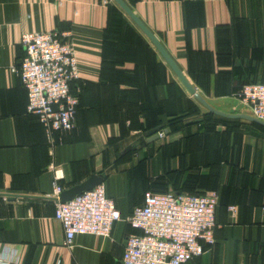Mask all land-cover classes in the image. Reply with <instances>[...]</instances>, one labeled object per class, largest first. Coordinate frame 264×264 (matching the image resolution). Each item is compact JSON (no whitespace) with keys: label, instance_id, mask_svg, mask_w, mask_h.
<instances>
[{"label":"crops","instance_id":"obj_1","mask_svg":"<svg viewBox=\"0 0 264 264\" xmlns=\"http://www.w3.org/2000/svg\"><path fill=\"white\" fill-rule=\"evenodd\" d=\"M124 2L210 105L249 115L234 91L264 83V0ZM54 30L71 34L80 100L77 128L51 144L13 68L24 33ZM207 114L114 0H0V253L10 248L21 264H122L139 233L126 220L147 192H218L215 244L187 264H264V127L217 115L190 123ZM104 172L123 220L111 237L77 235L68 248L47 199L55 175L65 191Z\"/></svg>","mask_w":264,"mask_h":264},{"label":"built area","instance_id":"obj_2","mask_svg":"<svg viewBox=\"0 0 264 264\" xmlns=\"http://www.w3.org/2000/svg\"><path fill=\"white\" fill-rule=\"evenodd\" d=\"M21 46L25 56L13 68L28 94V113L38 118L47 138L55 144L56 134L77 128L79 98L72 84L79 80L76 53L69 32L54 30L24 33ZM249 115L264 122V83L244 85L235 94ZM164 138L165 133L159 132ZM55 175L52 194L55 219L65 232V246L72 248L77 235L111 237L122 215L115 201L106 195L104 185L61 202L64 189ZM218 192L202 195L147 192L141 206L127 223L139 233L128 236L122 264H187L215 244ZM229 210L236 212V207ZM0 264H21L10 248L0 253Z\"/></svg>","mask_w":264,"mask_h":264},{"label":"water","instance_id":"obj_3","mask_svg":"<svg viewBox=\"0 0 264 264\" xmlns=\"http://www.w3.org/2000/svg\"><path fill=\"white\" fill-rule=\"evenodd\" d=\"M116 4L125 12V14L136 24V26L141 30V32L147 37V39L153 44V46L156 48V50L160 53V55L163 57L165 62L168 64V66L172 69V71L175 73L183 87L186 89V91L201 105L203 106L208 113L228 118V119H242L246 120L252 123H255L257 125L264 127V122L252 117L248 114H236V113H225L221 112L217 109H215L212 105H210L205 98L194 88L191 83L187 80L185 75L181 72V70L178 68L174 60L171 58V56L167 53L165 48L162 46L160 41L156 38V36L141 22V20L135 15V13L127 6V4L124 2V0H114ZM163 131L162 128L154 129L148 133H146L145 136L139 138L137 142L134 145L129 146L124 152L129 153L138 150L139 148L145 146L147 143L153 142L158 139L159 132ZM107 173L104 172L100 175L93 174L88 180L85 182L74 186L73 188H70L68 190H65L61 194V202H67L75 198L76 196L93 190L95 187L100 186L103 184L104 179L106 177ZM5 197H8L9 199H12V196L5 195ZM52 200V199H50ZM54 202V200H52Z\"/></svg>","mask_w":264,"mask_h":264},{"label":"trees","instance_id":"obj_4","mask_svg":"<svg viewBox=\"0 0 264 264\" xmlns=\"http://www.w3.org/2000/svg\"><path fill=\"white\" fill-rule=\"evenodd\" d=\"M113 14V13H112ZM114 16H119V15H117L116 13L114 14ZM75 83V82H74ZM74 83L72 84V93L75 95V92H74ZM246 85V84H245ZM244 85H240L239 87H237L236 89H235V91H234V94H236L237 92H239V90L243 87ZM78 98H79V100H80V95L78 94V95H76ZM78 107H79V105H78ZM77 111H78V108H77ZM213 116H215L214 114H211V113H208L207 115H205L203 118H202V120H201V122H199V121H197V119L196 120H193L192 122H190L191 124H195V125H197V124H201L202 122H204L205 123V121H207L209 118H212ZM181 122H183V120H178V121H174V122H170L169 124H167V125H165V126H160V127H157V128H162L163 129V131L164 130H166V129H168V130H171L172 128H174V125H178V124H180ZM157 128H154V129H157ZM154 129H152V130H154ZM152 130H149V131H152ZM148 131V132H149ZM131 153H133V152H129L127 155H129V154H131ZM123 157H119L118 159H117V162L118 161H120L121 159H122ZM151 192V191H150ZM168 191H163V193H167ZM176 193V192H175ZM192 195H202V194H192Z\"/></svg>","mask_w":264,"mask_h":264}]
</instances>
